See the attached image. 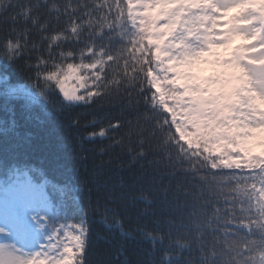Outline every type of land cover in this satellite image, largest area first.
Here are the masks:
<instances>
[{
    "label": "snow or ice",
    "instance_id": "1",
    "mask_svg": "<svg viewBox=\"0 0 264 264\" xmlns=\"http://www.w3.org/2000/svg\"><path fill=\"white\" fill-rule=\"evenodd\" d=\"M49 11L55 23L40 24L31 51L39 15L19 11L23 27L0 35L5 59L35 53L27 63L37 82L69 102L131 81L166 143L204 160L212 179L227 177L225 210L244 214L232 223L248 237L229 243L235 233H224L233 255L223 264H264V0H66ZM86 246L83 225L62 226L33 256L0 248V264H84Z\"/></svg>",
    "mask_w": 264,
    "mask_h": 264
},
{
    "label": "trees",
    "instance_id": "2",
    "mask_svg": "<svg viewBox=\"0 0 264 264\" xmlns=\"http://www.w3.org/2000/svg\"><path fill=\"white\" fill-rule=\"evenodd\" d=\"M65 2L0 0V35L23 27L17 14L31 5L39 15L31 51L40 24L55 23L51 6ZM5 55L0 46V188L25 172L46 183L65 218L88 226L84 264H205L202 255L223 264L233 255L224 233H235L229 243L248 237L232 223L244 214L225 210L227 177L212 179L204 160L166 143L165 132L145 119L150 109L131 81L121 78L91 103H67L37 82L27 63L35 53L14 62ZM100 129L106 138H87Z\"/></svg>",
    "mask_w": 264,
    "mask_h": 264
},
{
    "label": "rangeland",
    "instance_id": "3",
    "mask_svg": "<svg viewBox=\"0 0 264 264\" xmlns=\"http://www.w3.org/2000/svg\"><path fill=\"white\" fill-rule=\"evenodd\" d=\"M44 189L45 186L43 184H35L31 179L29 180L28 178L25 182L21 180L18 182L17 180H13L8 184L5 194L0 198V200L4 204H9L10 208L13 204L20 206L24 213L35 212L36 207L39 206L41 207L40 209H43L44 213L47 214L52 203L48 200L49 195ZM41 200H43V203L39 204L38 202H41ZM29 218L31 220L28 222L29 224L36 223V220L33 216ZM54 224L55 221L52 223V225ZM38 225L39 228L44 230L46 233L43 239L39 234L37 238H34L30 235H25V227L19 226L14 231H12V236L15 237V241H13V238L8 233L6 234L4 229L0 226V248L11 250L16 255L27 258L40 252V240L42 241L43 248L53 232L60 229L62 226L83 225L86 232L84 223L74 224L70 222L63 224V222L60 221L59 227H57L54 231L49 230L42 219L38 221ZM34 231L36 232L37 229Z\"/></svg>",
    "mask_w": 264,
    "mask_h": 264
}]
</instances>
